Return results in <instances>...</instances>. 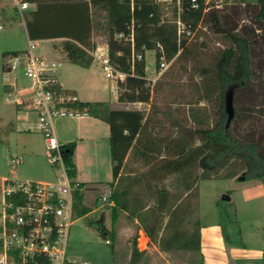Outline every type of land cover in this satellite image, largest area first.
<instances>
[{"label":"trees","instance_id":"16d2710c","mask_svg":"<svg viewBox=\"0 0 264 264\" xmlns=\"http://www.w3.org/2000/svg\"><path fill=\"white\" fill-rule=\"evenodd\" d=\"M23 1L37 4L36 10L29 12L26 24L30 39L67 37L64 50L72 62L82 67H89L94 60L89 48L93 34L101 31L107 35L110 61L115 70L125 74V78L117 82L118 100L123 103L151 102L147 50L156 52L157 65L161 56L170 61L187 51L188 38L179 32L178 20L187 29L184 33H191L207 15L214 31L229 41L228 46L216 53L213 64L200 70L204 79L202 97L214 104L212 123L200 118H196L198 126L175 122L169 132L163 133L156 129L154 118L141 109H116L110 101L78 99L73 103L110 126L112 220L115 221L120 212H126L140 222L150 240L161 250L190 252L196 260L189 264H203L199 212L187 203V197L191 193L199 196L201 180L239 178L242 172L246 180H259L264 184V136L243 139L233 129V123L250 111L251 38L237 27L229 28L226 17L217 10H207V0H181L178 20L174 21L163 17L157 0ZM236 1L257 5L253 22L258 23L264 36V0ZM67 27H73L72 31L66 30ZM94 46L92 44V48ZM19 53L21 51H5L3 57L10 59ZM9 59L4 61V71H11ZM230 87H234V117L227 126L225 97ZM54 88L73 94L63 91L58 83ZM203 122L209 124L202 125ZM75 145L69 142L62 144V148L69 174L76 180ZM130 163L140 167L132 168ZM169 176L175 177L181 191L172 192L160 186ZM77 182L80 188L74 191V206L79 217L86 215L90 208L83 205V183ZM91 223L97 224L99 234L110 240L113 249L116 233L105 224V214L92 219Z\"/></svg>","mask_w":264,"mask_h":264},{"label":"rangeland","instance_id":"374dc122","mask_svg":"<svg viewBox=\"0 0 264 264\" xmlns=\"http://www.w3.org/2000/svg\"><path fill=\"white\" fill-rule=\"evenodd\" d=\"M22 1L19 0L18 5ZM159 3L162 7L164 18L172 21L178 20L180 10L177 4ZM207 3V10H217L219 14L226 17V25L229 28L237 27V29H240L252 40L253 92L249 102L250 111H247L240 120L233 123V129L243 139L250 140L263 137L264 36L259 29L258 23L253 22V15L255 14L257 5L254 2L241 3L236 0H207ZM0 5L4 7V10L0 11V21H3L2 23L5 24V27L0 29V176H16L21 179L34 181L54 180L57 173L49 160L44 135L37 127L35 112L34 114H30L32 116V119H29L30 123L26 124L22 129H17L11 126V123L6 122L11 115L10 109L12 110V116L14 115L16 105L14 103L8 104L7 102H2L3 97L6 95L3 90V52L11 49L23 50L28 48L29 38L27 36L26 20H24L26 14L24 12L20 16L16 9V1L0 0ZM7 17L14 18L9 20ZM59 28L64 29L63 26H59ZM68 28L71 31L73 29V27H67L66 30ZM180 30L181 34H185L188 38L187 51L182 56L168 61L166 68L161 69L160 64L157 65L156 52L154 50L146 51V71L148 84L151 88V102L126 104L133 109H141L147 115L154 118L155 123H157L155 125L156 129L163 133L169 132L175 122L182 126H198L199 124L196 118H200L204 122L205 120L210 123L213 122L214 104L202 97L204 94V91H202L204 79L200 74V70L203 67L212 65L216 53L229 45V41L224 35L214 31L207 15L191 33H184V30L187 29L182 23ZM65 42V40L37 41L35 51L43 58L44 62H47L53 68L51 72L57 73L60 71L70 75L69 78L72 80L91 78L89 83L85 82L84 84L86 90L90 91L98 87L100 88V95L96 94L98 96L94 97L112 101L114 103L113 107L116 109H125L117 99V91L119 90L117 82L119 77L117 75L114 78L107 77L99 62L96 60H93V67L89 71H85V76L81 75V73L72 74L69 69V62L72 61L62 56L65 51H63ZM92 44L95 45L94 48H92ZM97 47L108 48L107 35L101 31L93 34L89 48L95 51ZM54 62L57 64V67L52 65ZM59 62H61L60 65H58ZM12 76L18 77L19 85L26 87V95L31 96L30 86L32 85V80L25 75L24 68L19 66L13 69ZM30 104L31 100L28 98L25 106L30 108ZM70 121L71 118H66L61 119L59 123L66 125ZM204 122L202 125L205 124ZM73 124L71 123L68 129H71ZM100 124L103 127V131L100 132L102 136L98 139L101 141L88 138L81 141L78 140L79 142L75 140L76 146L77 144L79 145V153L87 158L85 162L83 161L79 164L77 179L80 181H93L94 183L95 181L99 182L97 185L98 188L93 191L92 195H88L87 203L91 209L94 210L99 207L100 211L94 214L89 213L86 216H79L75 220L70 231L68 256L81 261H89L91 264H112V246L106 243V239L99 234L97 224L91 223V220L96 219L103 209L102 212L105 213L106 225L109 228L112 227L110 206L108 204H102L100 201L101 192L106 190V185L113 179L111 155L107 147L109 144L107 139L109 126L103 122ZM207 124L209 123L206 122L205 125ZM172 130L174 131V129ZM61 132L65 133L66 131ZM16 155L23 156V161L18 167H14L12 164V157ZM130 164L132 165V163ZM138 167H140L139 164L132 165V168ZM243 174V172L240 173L238 177ZM228 184L229 182L225 178L201 180L200 189L205 204L204 208L211 207L213 194L224 189ZM160 186H166L172 192L181 191L178 181L174 176H169L164 182H160ZM195 194L191 193L187 197V203L189 202L192 208H197L199 212V196H195ZM223 198L224 196L221 195L219 202L222 207H220L226 211V206L229 203H226ZM263 204L264 201H254L247 205L240 202L238 214L235 206L230 204L228 207L230 217H226L228 213L216 216L212 210L213 212L204 213L203 220L215 217L216 219L224 221L225 224H238V230L241 227L239 226L240 224L244 226L243 228H246L247 224L254 223L256 218H259L261 224H264V211L259 214V208ZM120 214L125 217L123 213L120 212ZM195 215L198 216V213L196 212ZM125 219L127 218L125 217ZM172 256H174L173 260L176 262L187 264L196 260V256L192 253L177 252Z\"/></svg>","mask_w":264,"mask_h":264},{"label":"built area","instance_id":"2783aa9c","mask_svg":"<svg viewBox=\"0 0 264 264\" xmlns=\"http://www.w3.org/2000/svg\"><path fill=\"white\" fill-rule=\"evenodd\" d=\"M157 1L177 4L180 10L181 0ZM18 7L24 10L29 3L22 1ZM181 23L178 20L179 32ZM3 27L0 24V29ZM36 43L29 39L28 48L12 56L8 65L11 70L22 66L32 80L30 107L36 114L37 127L44 135L49 160L57 175L54 180L46 181L16 176L0 179V264H90L68 256L70 231L77 218L74 191L80 186L69 174L56 133V124L61 119H79L89 112L73 105L78 100L76 95L54 88L57 82L50 73L53 68L36 53ZM90 53L107 77L125 75L113 67L108 48L97 47ZM167 62L161 56L160 68H166ZM13 162L18 165L21 157ZM110 195L111 190L101 196L102 204H112Z\"/></svg>","mask_w":264,"mask_h":264},{"label":"crops","instance_id":"0c3cea01","mask_svg":"<svg viewBox=\"0 0 264 264\" xmlns=\"http://www.w3.org/2000/svg\"><path fill=\"white\" fill-rule=\"evenodd\" d=\"M16 1V9L18 10L20 16L25 12V19L26 24L28 19L30 18L29 12L34 11L37 8L36 3L28 2L29 7L24 10H19L18 2ZM4 10V7L0 5V11ZM17 14V12H16ZM18 16V15H17ZM14 18V17H12ZM12 18H8L11 20ZM3 21H0V24H2L5 27V24L2 23ZM3 27V28H4ZM27 28V26H26ZM27 36L30 39L29 31L27 29ZM93 39V36H92ZM42 40H65L67 41V37H48V38H41L36 41H42ZM27 48L23 50H6V51H24ZM64 51V49H63ZM92 51V50H91ZM5 52V51H4ZM65 58H68L67 53L64 51L63 55ZM8 58H4V61H8ZM6 62H3V65ZM55 63V62H54ZM61 62L58 63L60 65ZM93 63L89 67H82L74 62H69V69L71 73H78L83 76L85 71H89L93 67ZM53 64V63H52ZM57 64L55 63V66ZM63 65V64H62ZM61 65V66H62ZM57 67V66H56ZM77 67V68H75ZM6 72V73H5ZM3 84H4V92L5 96L2 99V102H7L8 104L14 103L16 106V109L14 110L15 113L12 116V110L11 115L8 117L6 122L11 123V126L16 127L17 129H22L26 124L30 123L29 119H32V116H30L31 113L34 114V110L30 107H26L25 103L30 98V96L26 95V87H21L18 82L17 76H12L13 70L11 71H4L3 69ZM51 75L56 79V82L60 84L63 91H67L70 93H73L78 97L79 100L82 101H108L106 99H101L100 97H94L100 95V88L95 87L93 90H86L84 88V84L89 83L91 81V78H88L84 80H72L69 78L70 75L64 74L60 71L56 72H50ZM87 73V72H86ZM10 75V77H8ZM88 75V74H87ZM125 75L120 77L119 79H124ZM117 91V87H116ZM98 94V95H96ZM117 99H118V91H117ZM119 101V100H118ZM113 106V102L110 101ZM120 102V101H119ZM126 109H133L126 104L129 103H123L120 102ZM88 117V118H85ZM82 117L80 119H73L71 118V121L69 124H63L57 122V136L59 138V141L62 144L69 143V142H75V140H85V139H97L96 141H101L98 138H100L102 135H100L103 131V127L100 123H106L103 120H100L98 118H95L91 115ZM34 118V115H33ZM84 118V119H83ZM73 124L71 129H68L70 124ZM108 124V123H107ZM59 125V126H58ZM62 125V126H61ZM109 126V124H108ZM31 130V129H30ZM66 131L65 133L61 131ZM70 130V131H69ZM109 134H110V126H109ZM109 134L107 136V139L109 141ZM79 142V141H78ZM76 144V143H75ZM104 147V145L102 144ZM79 145H75L74 150V162L77 166V172L79 168V164L81 162H85L87 158H85L83 155L79 153ZM110 152V143L107 145ZM81 152V151H80ZM21 157V162L18 164L20 165L23 161L22 155H16L12 157V164L14 167H18V165H14L13 160ZM4 177H12V176H0V179ZM83 183V186L81 188L83 192V205L90 208V211L87 213H98L100 211V208L97 207V209H91V207L87 203V197L88 195H92L93 191L97 189V185L99 182L95 183L93 181H80ZM229 182L226 187L220 191H217L213 194L212 197V205L211 207H205L204 208V202H203V196L202 191L200 189V182L198 184L199 187V220H200V226H201V253L203 256V264H264V224H261L260 219L256 218L255 222L257 223H251L247 224L246 228H243L242 224L239 226L238 230V224H225L224 221L211 218L203 220L204 213L207 212H213L218 215H222L224 213L226 214V217L229 216L228 207L230 204H233L235 206L236 212L238 214V208L240 202L245 203L246 205L248 203L254 202V201H264V184L261 181L256 180H240L239 178H228L225 179ZM110 189L109 184L106 185V190L102 191V195L107 193ZM101 195V196H102ZM224 196V201L226 203H229V205L226 206V211H224L221 207V204L219 202L220 196ZM98 200V199H97ZM101 201V200H100ZM114 205V202H112L110 206ZM221 206V207H220ZM75 208V206H74ZM213 210V211H212ZM101 210L99 216L101 214H105ZM264 211V204L259 208V214H261ZM76 213V212H75ZM125 215V217L121 216L122 214L117 217L115 221L112 220V210H111V224L112 227L110 229H113L116 233L115 239H114V245H113V251H112V264H187L182 262H176L173 260L174 256H172L174 253L177 252H183L186 251L183 250H171V251H163L160 249L158 244L151 241L147 233L145 232L144 228L141 226L140 222L136 218L129 217L126 212H121ZM258 213V209H257ZM86 214V215H87ZM264 214V212H263ZM83 215V216H86ZM77 216V215H76ZM98 216V217H99ZM81 217V216H80ZM97 217V218H98ZM79 218V217H77ZM76 218V219H77ZM260 222V224H259ZM105 224H106V218H105ZM137 225V226H136ZM138 227V228H137ZM109 228V227H108ZM137 228V229H136ZM107 243V242H106ZM110 244V243H108ZM263 244V245H262ZM190 253V252H186ZM91 264V263H90Z\"/></svg>","mask_w":264,"mask_h":264},{"label":"water","instance_id":"95a60500","mask_svg":"<svg viewBox=\"0 0 264 264\" xmlns=\"http://www.w3.org/2000/svg\"><path fill=\"white\" fill-rule=\"evenodd\" d=\"M225 103H226V110L228 112L227 126H229L234 117V87H230L229 90L227 91L225 97ZM239 179L245 180V176L241 175Z\"/></svg>","mask_w":264,"mask_h":264}]
</instances>
